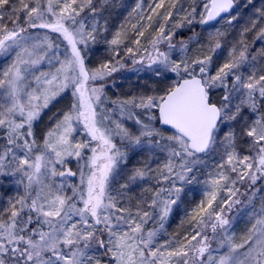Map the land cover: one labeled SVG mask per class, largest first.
Wrapping results in <instances>:
<instances>
[{"label": "snow or ice", "instance_id": "obj_1", "mask_svg": "<svg viewBox=\"0 0 264 264\" xmlns=\"http://www.w3.org/2000/svg\"><path fill=\"white\" fill-rule=\"evenodd\" d=\"M235 2L191 0L185 10L182 0H150L147 8L138 0L131 35L122 25L108 39L100 21L107 0H0V177L16 187L0 197V264H100L103 257L109 264H264V196L256 204L264 187H255L264 180V50L252 55L237 41L213 73V55L190 57L187 42L174 59L169 30L191 25L198 9L200 24L228 16L231 28ZM180 11L186 14L173 25ZM254 15L242 36L264 21V8ZM226 35L217 30L206 51L222 49ZM101 43L110 58L90 67ZM121 53L141 66L137 72L174 79L151 94L112 100L105 89L123 67ZM65 96L66 110L49 117L55 122L38 140L34 126ZM145 150L147 159L128 168L130 156ZM197 174L205 176V199L186 210L183 235L161 241ZM147 180L155 183L133 196ZM234 206L250 224L239 243L238 217L227 214Z\"/></svg>", "mask_w": 264, "mask_h": 264}, {"label": "rangeland", "instance_id": "obj_2", "mask_svg": "<svg viewBox=\"0 0 264 264\" xmlns=\"http://www.w3.org/2000/svg\"><path fill=\"white\" fill-rule=\"evenodd\" d=\"M100 0H97V3H99ZM138 0H107V3L104 5L102 14L100 17L101 24H106L107 26V20L103 18L105 7L109 9L112 7V3L114 4L117 15L119 18L118 25L124 26L125 30L129 31V35H131L130 27L131 24L136 23L135 13H133V8L135 7ZM150 0H144V6L145 8L148 7ZM191 0H182L183 8L185 10L188 9L189 3ZM118 6H116V5ZM264 8V0H236V6L232 10L231 15L237 16L238 19L234 21L233 26L229 28L227 25H225L224 20L228 19L230 17L225 16L220 21V24H217V26L208 25L204 32H202L204 26L203 24H200L199 21V9L198 14L193 21L191 25L185 24L183 28L175 29L170 28V31L175 32V35L172 39V43L176 45V49L173 53L174 59H179L182 53L180 52V44L182 41L188 43V53L187 55L190 57H197L200 55H191L190 51L191 48L196 42V38H199L201 34H204L206 37V49L209 47V41L210 39H213L212 34H214L217 30L221 32H227V35L225 38L220 40V43L223 45V48L220 50H217L215 54L212 52L206 51L203 55H213V63L211 65V70L214 73L215 70L228 59V53L230 51V48L233 44H236L237 41L243 40L246 42L249 52L252 55H256L261 50H264V39H258V34L260 32V29L264 27V21H258V26L255 28V30L247 32L245 35H241V32L243 31L245 26L251 27L249 24L250 20H255L257 17L254 15L256 9ZM166 11V10H161ZM131 14V19H129V16ZM185 11H180L176 14V19L172 21V24L180 23L183 17L185 16ZM121 19V20H120ZM222 22V23H221ZM117 28V26H115ZM115 30L114 27L112 31ZM152 29H147L146 35H148ZM107 38L111 39V37H108V34L106 33ZM213 42L214 39H213ZM142 43H146V41H142ZM130 46V45H129ZM161 50H167L166 46H163ZM110 58L107 46L103 43L96 46L94 52L91 54V62L90 67H96L99 65L102 61H106ZM121 63L123 67H121L118 71L114 72L111 76V78L107 81L108 87H106L105 91L108 95V97L112 100L116 99H127L132 95L139 94V93H145V94H151L153 89L161 88L165 86L166 84H170L174 77L172 75H169L167 79L160 80L157 79L155 76V73L151 70H142L137 72L132 63V59L128 58L127 56H124L123 53H121ZM0 63H6V61H0ZM131 63V64H129ZM141 67V66H137ZM242 71H247L248 69L242 68ZM69 103V96H65L63 99H58L57 102H54L49 106V109H47L43 114L42 118L36 123L34 126L35 132L37 135L38 140L42 138L44 132L51 127L52 123L55 121L49 120V117L53 116V113H57L61 110H66V106ZM111 107V105H109ZM247 115V113H246ZM129 122V126H130ZM77 139H85L86 137L83 136H77ZM247 154V153H244ZM149 156V153L147 150L143 152H136L134 155L130 156L129 162H128V168H131L137 164L138 160H144L147 159ZM219 163V160L216 161H209V164L212 163ZM67 168H70L72 171L77 170V162L75 158H69L68 163L66 164ZM210 170V169H209ZM207 171V170H206ZM125 173H127V169H125ZM205 179L204 175L197 174V180L194 181L190 185L185 186V194L183 196L182 202L179 204L178 207L173 208V212L171 216L169 217L168 221L165 223V230L164 233L161 236V241L164 239H167L169 236H175L177 234L183 235L184 232L187 229V226L181 227V221L185 219L186 216V210L190 211L192 208H194L202 199H205V185L203 183ZM70 182L75 183L78 181V177L76 178H69ZM155 181L147 180L145 183L140 184L139 187L135 188L132 195L135 196L136 194L140 193L143 189H147L151 187ZM246 185V184H245ZM245 185L240 186L239 190L241 193H245L247 191V187ZM245 187V188H244ZM257 189L264 187V180H260L255 185ZM16 193V187L14 185V182L11 179H5L3 177H0V197L3 198V200H6L7 197L12 196ZM250 195V193H248ZM264 196V192H259L256 197V204L257 206L260 203V198ZM227 194L221 193L219 199L221 202H223L224 199H226ZM240 199L242 201L247 200V196H241ZM3 200H0V207L4 206ZM241 206H234L231 212L227 213L229 218L232 217H238L239 222L235 225V228L233 231L236 234V242L239 243L241 236L245 233L246 228L250 227V224L248 223V216L247 213L243 211H238ZM154 225L152 223L148 224V227L151 228ZM97 255H101V253H97ZM107 257H103L101 259L100 264H109L107 262Z\"/></svg>", "mask_w": 264, "mask_h": 264}, {"label": "trees", "instance_id": "obj_3", "mask_svg": "<svg viewBox=\"0 0 264 264\" xmlns=\"http://www.w3.org/2000/svg\"><path fill=\"white\" fill-rule=\"evenodd\" d=\"M167 2H170V0H167ZM108 6L109 5H107L105 7L106 9H105L103 18L105 20H107V29H108L107 34H108V37L112 38V36L114 35V33L116 31L121 30V26L118 25L119 18H118L117 11H116V8H115L114 4L112 3V7H110L109 9H107ZM217 24H220V21L218 23H216V24H212V26L215 27V26H217ZM115 26H117V28H115ZM113 27H114L115 30L112 31ZM206 28H208V27L206 26L205 28H203L202 32H204V30ZM192 44H194V45L191 48L190 54L193 55V56L200 55V54L203 55L204 52H205V49H206V44H207L205 35L201 34V36L198 38V42H194ZM129 64H131V63H129ZM137 66H139V65H137ZM137 66H135V67H137ZM245 187H247V185H245ZM107 262H108V259H107Z\"/></svg>", "mask_w": 264, "mask_h": 264}, {"label": "water", "instance_id": "obj_4", "mask_svg": "<svg viewBox=\"0 0 264 264\" xmlns=\"http://www.w3.org/2000/svg\"><path fill=\"white\" fill-rule=\"evenodd\" d=\"M235 5H236V3H235ZM234 8H235V6H234ZM234 8H233V9H234ZM220 19H222V18H218L217 20H215V21H211V22H209V23H207V24H204V25H209V24L216 23V22H218Z\"/></svg>", "mask_w": 264, "mask_h": 264}]
</instances>
